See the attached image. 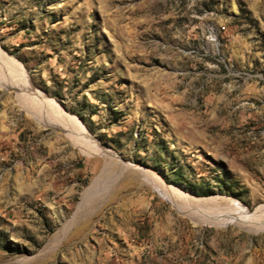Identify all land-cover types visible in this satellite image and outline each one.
Segmentation results:
<instances>
[{
    "label": "rangeland",
    "instance_id": "1",
    "mask_svg": "<svg viewBox=\"0 0 264 264\" xmlns=\"http://www.w3.org/2000/svg\"><path fill=\"white\" fill-rule=\"evenodd\" d=\"M21 77L111 155L27 115ZM261 206L264 0H0V264H264L227 220Z\"/></svg>",
    "mask_w": 264,
    "mask_h": 264
},
{
    "label": "bare ground",
    "instance_id": "2",
    "mask_svg": "<svg viewBox=\"0 0 264 264\" xmlns=\"http://www.w3.org/2000/svg\"><path fill=\"white\" fill-rule=\"evenodd\" d=\"M2 59L4 63H7L6 58ZM6 66L12 67L14 65L12 63H8L6 64ZM23 82L24 79H22L21 77L16 81L13 79L12 83L10 84L20 90V93L18 95L19 101L21 105L26 109L27 115L35 119L38 124L44 122L45 125L51 124L53 129H59L63 133V135L68 139V141H70L74 146H76L83 154H103V156L111 155L108 152H105L102 146H100V143L93 138V136L89 133L86 127L82 124V122H80L78 117L73 114L67 113L56 100L47 97L42 92L32 88L30 85L26 87ZM114 164L109 162L105 164L102 169H100V174L103 175V177L101 178H104L102 183H99L100 181L94 178L91 181L90 186L86 187L83 190L81 200L77 206L78 210L81 211L83 217L88 214L89 216H91L90 214L92 213L93 215L98 213L100 209H98V205H100L101 203L106 204L110 200L111 196L107 197V199H104V197L105 195H107L106 192L111 181L109 175L112 171L113 166H115ZM150 175L154 179V185L160 193H162L166 198L171 200L174 205L182 207L184 206V201L179 199V192H182V190L178 188L174 189V187L171 188L165 185L162 178L157 175V173L154 171H151ZM27 176L29 177L30 173H28ZM141 181L143 182V180ZM185 207L187 209L186 212L184 211L185 214L194 216V219L198 221L199 219L195 217V215L193 214V210L188 209L187 206ZM248 216L249 214L247 213V210L241 209L240 213L233 216L231 215V219L227 217V220H231L236 223L238 222L239 224L253 231L264 229V206H261L256 210V212L254 213V217ZM88 220L89 219L87 218L86 223ZM212 220L213 219H210L211 222H213Z\"/></svg>",
    "mask_w": 264,
    "mask_h": 264
}]
</instances>
